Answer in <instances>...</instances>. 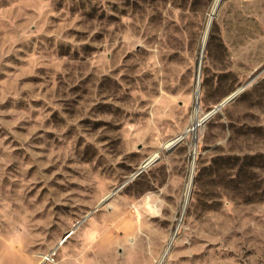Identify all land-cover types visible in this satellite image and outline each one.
Instances as JSON below:
<instances>
[{
    "label": "rangeland",
    "instance_id": "obj_1",
    "mask_svg": "<svg viewBox=\"0 0 264 264\" xmlns=\"http://www.w3.org/2000/svg\"><path fill=\"white\" fill-rule=\"evenodd\" d=\"M214 1L0 0V264H264V0Z\"/></svg>",
    "mask_w": 264,
    "mask_h": 264
},
{
    "label": "bare ground",
    "instance_id": "obj_2",
    "mask_svg": "<svg viewBox=\"0 0 264 264\" xmlns=\"http://www.w3.org/2000/svg\"><path fill=\"white\" fill-rule=\"evenodd\" d=\"M219 1L220 0H215L214 1V6H213V8H212V12H211V14L209 15V20H208V23H207V26H208V24H209V22L212 20L211 18H212V15L214 14V12L217 10V7H218V5H219ZM207 26H206V29H205V32H204V40L206 39V36H207ZM197 112H198V110H196L195 111V113H194V116H193V119H194V123H195V127H196V125H199L200 123V119H198L197 118ZM195 127L193 126L191 129H189V131H192V129H195ZM187 132V131H186ZM173 141H170V142H168L166 145H170L171 143H172ZM154 161V157H151L150 159H148L144 164H145V166H141V167H144L143 169H146V168H148L150 165H151V163ZM190 187H191V183L189 182V184H188V186H187V189H186V200H187V196H188V194H189V190H190ZM147 207H148V211L149 210H151V212H154L155 211V209L153 208V206L150 204V201H147ZM138 215H140V216H138ZM142 218H143V215H142V213L141 212H137V221H136V223H135V227H137V229L138 230H141V231H143V229H141V220H142ZM110 219H112L111 217H109V218H106V221H109ZM111 221V220H110ZM140 221V222H139ZM111 226H112V224H110ZM73 234V231L71 230L70 232H68L67 233V235L65 236H63L62 238H61V241H60V243L59 244H62V243H64L65 241H67L70 237H71V235ZM76 259H78V258H76ZM106 264H109L108 262H106ZM116 264H118V263H116Z\"/></svg>",
    "mask_w": 264,
    "mask_h": 264
},
{
    "label": "water",
    "instance_id": "obj_3",
    "mask_svg": "<svg viewBox=\"0 0 264 264\" xmlns=\"http://www.w3.org/2000/svg\"><path fill=\"white\" fill-rule=\"evenodd\" d=\"M212 21V20H211ZM211 21L209 22L208 26H207V30L209 29L210 25H211ZM207 37V36H206ZM240 89L236 90V92H234L233 94H231L230 96H228L226 99L222 100L221 103L215 105L213 107V109H211L210 111H208L205 115V117L203 118V120L207 119L208 117L212 116L213 114H215L217 111H219L221 109V106L224 105L225 103H227L228 101H230L231 99H233L236 94L238 93V91H240ZM184 134H181V135H178L177 138L170 144V145H167V147H172V146H175L179 141L182 140ZM145 166V164L143 165ZM143 168L144 167H141L139 169V171L137 172V174H139L140 172L143 171Z\"/></svg>",
    "mask_w": 264,
    "mask_h": 264
},
{
    "label": "built area",
    "instance_id": "obj_4",
    "mask_svg": "<svg viewBox=\"0 0 264 264\" xmlns=\"http://www.w3.org/2000/svg\"><path fill=\"white\" fill-rule=\"evenodd\" d=\"M44 260H51V258H50L49 255H46V256L44 257Z\"/></svg>",
    "mask_w": 264,
    "mask_h": 264
}]
</instances>
